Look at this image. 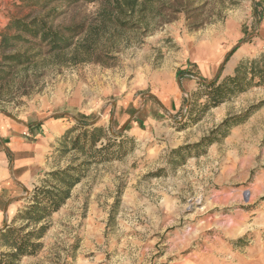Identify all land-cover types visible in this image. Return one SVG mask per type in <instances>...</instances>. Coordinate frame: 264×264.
<instances>
[{"label": "rangeland", "instance_id": "1", "mask_svg": "<svg viewBox=\"0 0 264 264\" xmlns=\"http://www.w3.org/2000/svg\"><path fill=\"white\" fill-rule=\"evenodd\" d=\"M26 1L0 0V32ZM164 1L150 30L118 33L95 5L50 4L52 25L92 34L0 87V229L49 172L79 177L18 264H264V86L206 111L199 99L228 61L264 53V0ZM96 126L102 152L87 150Z\"/></svg>", "mask_w": 264, "mask_h": 264}, {"label": "trees", "instance_id": "2", "mask_svg": "<svg viewBox=\"0 0 264 264\" xmlns=\"http://www.w3.org/2000/svg\"><path fill=\"white\" fill-rule=\"evenodd\" d=\"M192 1L175 0V3L178 6L188 7V3ZM24 3L33 9L25 15L11 17L0 32V87L8 82L14 70L33 64L35 57L64 51L72 46L74 37L92 34L89 25L83 22L61 29L52 25L48 19L50 14L42 13L52 3L63 6L95 5L100 15L101 28L116 33L119 28L150 30L151 20L166 18L163 8L168 6L164 0H27ZM171 8L175 12H181L178 7ZM232 52L233 50L229 54L231 55ZM182 72L193 74L190 71ZM200 86L204 87L202 96L199 97V99L205 98L202 104L203 111L216 107L251 87L264 86V53L240 61L231 74L209 83L201 82ZM230 120H233V124L239 122L235 117H229L222 121L221 126H225ZM77 125L81 128L86 127L79 122ZM74 129L75 127L68 129L65 136ZM101 135V126L92 128L88 133V151L102 152L106 149V146L100 149L94 148ZM80 137H83L82 143L79 141ZM86 138L87 131L83 130L74 139V148L84 149ZM205 140L208 139H202L198 143L188 144L179 149L189 150L198 147ZM48 177L51 180L48 179L46 185L35 187L27 197V203L18 210L11 223L5 224L4 228L0 229V247L5 249L0 251V264H18L17 261L21 257L35 255L39 251L42 245L39 239L47 229V219L65 202L70 189L79 179L74 175L72 167L49 172ZM17 222L20 224L15 225Z\"/></svg>", "mask_w": 264, "mask_h": 264}, {"label": "crops", "instance_id": "3", "mask_svg": "<svg viewBox=\"0 0 264 264\" xmlns=\"http://www.w3.org/2000/svg\"><path fill=\"white\" fill-rule=\"evenodd\" d=\"M235 64H236V62L231 63V62L228 61V63H227L228 68L225 71H222V76L231 74L233 72L235 66H236ZM187 66H188V64L185 65V67H187ZM199 72L202 75V77H206L209 74L210 71H199Z\"/></svg>", "mask_w": 264, "mask_h": 264}, {"label": "water", "instance_id": "4", "mask_svg": "<svg viewBox=\"0 0 264 264\" xmlns=\"http://www.w3.org/2000/svg\"><path fill=\"white\" fill-rule=\"evenodd\" d=\"M216 78V77H215Z\"/></svg>", "mask_w": 264, "mask_h": 264}]
</instances>
